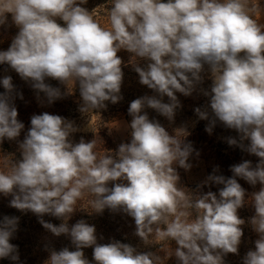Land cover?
<instances>
[{
    "label": "clouds",
    "instance_id": "9594fccd",
    "mask_svg": "<svg viewBox=\"0 0 264 264\" xmlns=\"http://www.w3.org/2000/svg\"><path fill=\"white\" fill-rule=\"evenodd\" d=\"M82 3L0 0V24L10 13L19 28L10 47L0 51V64L31 80L50 102L61 92L46 84V78L66 85L74 80L84 110L97 109L105 107V101L120 99L123 71L117 53L125 49L149 61L135 71L140 83L157 95L131 101V142L121 144L115 157L98 159L94 140L73 144L69 136L75 129L63 117L47 112L33 115L20 144L22 159L8 172L0 171V193L11 195L10 206L18 210L65 219L88 190L96 196L92 202L96 212L122 207L134 218L142 238L144 229L150 232L152 224L167 222L168 215L192 206L199 213L194 222L182 221L187 213L179 212L161 235L176 241L180 264H222L219 253H236L243 236L240 226L245 221L237 214L245 203V190L236 179L240 177L262 185L251 196L255 215L249 221L259 239L244 264H264V31L247 14L246 0H113L110 29L102 28ZM205 64L212 78L211 92L205 94L210 95L213 123L218 120L236 130L259 162L255 167L249 160L231 166L230 178L210 175L208 181L223 185L218 196L209 191L191 204L178 190L173 168L174 164L190 168L191 145L150 120L144 109L171 120L180 106L176 93L190 95ZM0 84L5 89L0 93L2 142L17 138L24 125L12 103L11 77ZM164 96L169 103L163 102ZM196 111L202 119L208 118L207 112ZM228 143L236 145L237 140L230 138ZM41 223L56 236L69 235L75 245L74 251L52 250L47 264H90L82 249L91 246L96 264H155L152 253H138L128 244H98L95 227L84 220L71 227ZM17 224V217L0 220V258L19 259L10 243Z\"/></svg>",
    "mask_w": 264,
    "mask_h": 264
},
{
    "label": "trees",
    "instance_id": "16d2710c",
    "mask_svg": "<svg viewBox=\"0 0 264 264\" xmlns=\"http://www.w3.org/2000/svg\"><path fill=\"white\" fill-rule=\"evenodd\" d=\"M97 1L107 5L113 2V0ZM13 30L14 28L11 24L5 22L0 24V51H6L10 47L13 38L9 39V36L14 35ZM117 55L121 60H124V52L117 53ZM203 70H206L211 75L207 64L204 65ZM3 75L5 77L10 76L12 79V103L18 111L17 119L24 125V128L17 138L12 140L5 138L0 142V171L8 172L15 163L22 159L20 144L25 139L31 127V117L47 112L49 114L59 115L66 121L78 118L79 105L77 99L80 98V90L78 82L74 80H70L66 85L58 80L46 78V84L53 88H58L61 92L60 98L50 102L45 93L38 91L32 86L31 80L22 79L8 64H0V80L4 78ZM200 75L202 76L203 74ZM4 92L5 89L0 84V93ZM137 98H140V96L136 93L131 94L127 97L128 100L123 101L125 103L120 105V110L129 124L131 123L132 117L129 115L128 109L131 101ZM144 112L147 113L150 120L158 121L170 135L191 145L192 152L188 159L192 156H204L207 160L213 161L208 168V177L210 175H217L230 178L233 177L231 166L249 160L252 162L253 167H255L259 162L257 156L250 154L246 150L247 145L239 144L231 147L227 143L214 144L211 142L212 140L207 142L208 136L204 126H201L196 131L188 130L186 132L179 128L173 130L172 127L174 126L169 125L166 121L167 119H165L166 117L159 114L156 110L145 108ZM182 113L186 114L187 111L182 109ZM176 114L180 115L181 113L176 112ZM102 115L109 118V115L106 113H102ZM186 115L188 116V114ZM234 137L235 134H230L227 141ZM131 138L129 137L122 142L116 141L109 133V129L105 124L98 127L94 132H76L71 133L69 136V140L73 144L79 143L81 139L85 142L94 140L95 147L93 151L96 153L98 159L104 156L115 157L119 146L130 143ZM246 142L249 143L248 141ZM173 168L178 176L176 186L178 190L182 191L188 197L191 204H194L200 196L209 191L216 193L218 196L219 190L223 187L222 184H216L211 181L203 185L189 184L186 178L185 168L180 167L178 164H174ZM236 179L245 190V203L237 210L238 216L245 221L240 226L243 230V236L241 237L236 253H219V255H222V264H244L246 254L249 251L255 250V241L259 239V235L253 230L249 221L255 215L251 196L254 192H258L262 185L259 183L251 185L240 177H236ZM120 182L127 183L126 181H117V183ZM112 186V182H109L108 187L111 188ZM11 199V195L5 196L0 193V220L5 216L18 218L17 230L13 234L10 243L16 246L17 252L15 254L18 255L19 259L13 261L11 258H0V264H47L52 250L59 251L65 247L69 250H75V245L72 243L69 235H54L43 226L41 220L57 226L61 223H67L69 227L80 220H84L89 225L95 227L98 244L119 241L132 246L138 253H152L155 264H180V261L176 257L178 247L176 241L166 235H161V233L166 232L168 223L175 220L179 212L187 213V216H181L180 219L188 223L194 222L199 214L195 207H181L177 210L176 214L167 216V222L162 219L152 224V230L150 232L144 229L145 235L142 238L137 234V225L134 218L122 207L115 210L106 207L103 211L96 212L92 203L96 200V196L88 190H84L82 197L74 205V212L70 217H65V219L57 218L50 214L39 216L31 211L18 210L10 206ZM93 248L94 246L82 249L84 257L90 264H96L93 259ZM216 254L214 253V255Z\"/></svg>",
    "mask_w": 264,
    "mask_h": 264
},
{
    "label": "rangeland",
    "instance_id": "374dc122",
    "mask_svg": "<svg viewBox=\"0 0 264 264\" xmlns=\"http://www.w3.org/2000/svg\"><path fill=\"white\" fill-rule=\"evenodd\" d=\"M79 2V0H78ZM110 5H107L103 2H98L97 0H84V3L80 4L81 7L85 8L94 18V20L105 29H110ZM246 11L250 18L256 22L258 26L261 27L264 31V0H246ZM6 19L5 23L11 24L14 28V35L9 36V39H14V36L17 35L19 28L15 25L10 13L5 14ZM57 23L63 26L64 22L57 18ZM12 31V30H11ZM124 52V60H122L121 68L123 71V80L121 84L120 99L116 103H112L110 100L106 101L105 107L93 109L91 107L84 110L83 100L80 98L77 99L79 105V112L77 115L78 118H74L67 122H70L73 125L75 131L72 133H90L94 132L101 125H106L109 129L111 136L118 142H122L127 138L131 137V128L129 122L125 119L124 114L120 110V105L125 103L123 101L128 100L127 97L131 94L136 93L138 96H156L152 89H149L146 85L140 83V78L138 73L135 71L137 66L146 67L149 63L148 60L139 58L134 53H131L125 49H121L118 53ZM242 55V54H241ZM201 80L194 84V87L190 95H184L177 92V99L179 101V107L175 109L173 118L170 120L167 117V123L172 125L173 130L180 129L183 131H196L201 126H204L205 132L208 136L207 142L214 144L218 143H227L228 136L230 134H235L233 139L237 140L236 145H230L231 147L237 145H248L247 140H241L240 134L234 130L225 127L220 121L213 120L215 119L212 115L210 108V95L205 93L211 92L212 78L206 70L201 72ZM5 77V75H3ZM137 91V92H136ZM159 98V97H158ZM164 103H169V98L167 96L163 97ZM147 108V107H146ZM200 109L201 112H207L208 118L202 119L197 113L196 109ZM151 109V108H147ZM182 109L187 111L186 114L182 113ZM176 112L181 113L176 114ZM102 113L108 114L109 118H106ZM114 117V118H112ZM176 120V121H174ZM108 121V122H107ZM172 121V122H171ZM206 128H211V131H206ZM210 142V143H211ZM258 159V158H257ZM187 163L190 165V168L185 169L186 178L189 184L192 185H203L207 184L208 181V168L213 163L212 160H207L204 156H192L188 159Z\"/></svg>",
    "mask_w": 264,
    "mask_h": 264
}]
</instances>
